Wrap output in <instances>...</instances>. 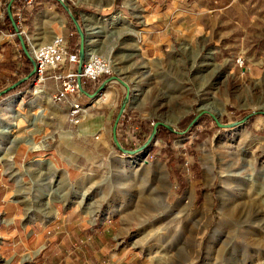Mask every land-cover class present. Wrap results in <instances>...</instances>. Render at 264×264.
Here are the masks:
<instances>
[{"label": "rangeland", "instance_id": "obj_1", "mask_svg": "<svg viewBox=\"0 0 264 264\" xmlns=\"http://www.w3.org/2000/svg\"><path fill=\"white\" fill-rule=\"evenodd\" d=\"M184 1L186 11L162 9L154 26L142 0L137 4L144 17L136 15L131 0H77L72 12L84 31L85 54L93 46L107 57L112 71L101 79L113 77L105 98L90 104L79 123L70 121L64 102L54 100L59 82L51 77L36 92L30 82L26 89L0 95V175L13 180L17 226L38 233L15 245L12 259L0 251V264H264V34L259 29L264 0ZM55 5V18L36 22L45 29L37 28L32 15L20 19L31 55L32 38L39 45L51 39L47 27L53 19L61 23L56 33L64 35L69 50L79 48L69 13ZM172 21L181 23V34L172 36L164 53L148 54L150 28H166ZM92 25L100 32L91 34ZM19 49V62L31 68ZM134 53L140 57H133L132 67L126 55ZM88 83L82 86L83 103L90 100L85 92L95 88ZM126 93L116 128L122 148L144 145L157 120L174 129L158 124L138 153L118 148L112 137ZM212 106L222 113L209 110ZM173 112L181 115L166 121ZM98 114L107 117L106 138L86 128ZM211 114L220 123L245 119L219 126ZM14 126L11 137L7 132ZM31 134L37 147H30ZM204 161L212 167L208 181ZM189 197L192 212L206 198L212 203V218L198 243L192 235L196 224L181 217ZM224 204L227 213L218 220ZM194 253L197 259L184 261Z\"/></svg>", "mask_w": 264, "mask_h": 264}, {"label": "crops", "instance_id": "obj_2", "mask_svg": "<svg viewBox=\"0 0 264 264\" xmlns=\"http://www.w3.org/2000/svg\"><path fill=\"white\" fill-rule=\"evenodd\" d=\"M10 1V10L12 12V16H10L8 12V3ZM167 1L142 0V3L145 4V9L148 12L150 23H154V26L155 24H157V21L160 18V12L162 9L167 10L168 8L170 9L172 6H175L174 9H178L179 12H184L187 10L186 8H184L186 6V2L184 0H180L179 3H177L176 0H170L168 2ZM131 2L133 7L135 9L137 8L136 15L144 17L142 13L143 9L140 8L139 4H136L137 0H131ZM77 3V0H74L75 7L78 6ZM55 4H57L56 0H0V91L16 83L10 89L12 91L15 86L22 82L21 79L24 77L26 71L28 70L25 65H21V62H19L18 58L21 56L19 48L21 47V49H23L21 44V38L18 33V30H21L19 23L22 24L20 19H25L26 21L27 17L32 15L34 17V22L37 26L36 22H42L43 17L50 16L51 18H55V15L53 13L58 14L53 8L54 6H56ZM77 9L78 11L82 10L79 8ZM55 20L56 19H53V21H51L50 23V26L47 27L50 36H53L55 32L60 31L58 26L61 23L58 20ZM86 20L89 26L90 21L92 19H90V17H87L86 15ZM13 21L17 25L18 29L13 24ZM259 21L260 34L263 35L264 12L260 14ZM175 22H170V25L166 28H150L149 35L147 37V40L145 41V51L148 54L154 55L155 53H164L165 48L171 43L170 40L173 38L172 36H175V34L177 33L181 34V32L183 31L181 23L177 25L175 24ZM204 24V18H202L201 25ZM195 25L197 27H200V24L198 22L195 23ZM37 28L45 29L44 27H42L41 23L38 24ZM45 31L46 30H43V32ZM224 38L222 36L219 39ZM31 44L33 47L39 45L37 42L33 41V38L31 39ZM261 64H263L262 61ZM104 78L106 79L107 76H105ZM104 78H102L100 81L102 82ZM84 82L88 83L89 81L84 79ZM111 85L113 88L118 89V86L113 84ZM87 92L89 91H86V94ZM86 96H88V94ZM106 121L107 117H105V114H98L97 117H95L94 121L91 124H88L86 128H91L90 134L93 131H101V133L103 134V138H106ZM12 182L13 180L6 174L0 175V251L2 252V255L5 258L10 259H12L11 257L13 253L11 251H13L15 245H25V241L27 242L28 238H32L34 237V235H38V233L33 227L26 228L20 223L18 227L17 223L15 222L16 219L14 218L18 216V206L13 204V201L11 199L10 191L12 190ZM48 208L50 209L49 206Z\"/></svg>", "mask_w": 264, "mask_h": 264}, {"label": "built area", "instance_id": "obj_3", "mask_svg": "<svg viewBox=\"0 0 264 264\" xmlns=\"http://www.w3.org/2000/svg\"><path fill=\"white\" fill-rule=\"evenodd\" d=\"M19 32L21 33L22 30ZM32 57L35 62V71L31 76V84L40 85L48 77L59 82L53 98L66 104L69 119L73 124L83 119L89 105L98 97L105 98L106 85L96 95L88 96L90 99L88 103L81 102L80 95L84 93L82 87L84 79L94 82L95 90L101 77L111 73L112 67L109 61L97 54L88 55L86 50L81 70H78V65L72 66L79 62L78 52L69 50L64 35L55 32L50 40L33 48ZM67 64H69L68 67H66Z\"/></svg>", "mask_w": 264, "mask_h": 264}, {"label": "bare ground", "instance_id": "obj_4", "mask_svg": "<svg viewBox=\"0 0 264 264\" xmlns=\"http://www.w3.org/2000/svg\"><path fill=\"white\" fill-rule=\"evenodd\" d=\"M136 3V2H135ZM137 4V3H136ZM135 4V5H136ZM137 6V5H136ZM139 7V6H138ZM137 9V8H136ZM88 17V16H87ZM90 31H91V34H96V33H99L100 31H99V28L97 27V26H94V25H92V26H90ZM90 41H92L90 38H88L87 39V42H88V44H90ZM34 48H37V46H35ZM95 48L92 46L91 48H89L88 49V55H90V54H97L99 57H103L105 60H107V61H109L108 60V58L107 57H105L104 55H102V54H99V53H96L95 52V50H94ZM139 49V47L138 46H136V50H138ZM136 56H140V54L138 53H134V54H127L126 55V61L128 62V64L130 63V65L132 64V67H133V64H134V62H133V57H136ZM109 63H110V61H109ZM206 64H209V63H206ZM206 64H204V65H206ZM226 65V64H225ZM224 65V66H225ZM226 67V66H225ZM138 68V67H137ZM219 69L221 68V67H218ZM129 69V68H128ZM127 71V70H126ZM129 71V70H128ZM133 71V70H132ZM217 71V70H216ZM215 72V71H214ZM135 73V72H134ZM140 75V74H139ZM139 75H137L136 74V76H139ZM138 78V77H137ZM38 89H40L38 86H35V92L38 90ZM140 89H138V93H136V96H135V101H138V100H140V96H141V94H140ZM140 102V101H139ZM207 106V105H206ZM209 110H211V111H213L215 114H221L222 113V111H223V108H216L215 106H212V107H209ZM39 113H41V110L39 111ZM39 113H35L34 114V116H35V118H36V116H38V114ZM181 115V113H179V112H173V113H170V115H169V117H174V118H169L168 117V119L166 120V121H168V122H172V121H175L176 119H178V117ZM34 116H32V117H34ZM36 120H37V118H36ZM34 121H35V119H34ZM17 129V126H14L12 129H11V131H9V132H7V134L9 133L10 135H11V137H14V135H12L15 131H17L16 130ZM21 135H23V134H21ZM29 139H30V143H31V145H30V147H37V144L34 142V137H33V134H31L30 135V137H29ZM206 157V156H205ZM205 160V159H204ZM146 162V160H144V159H142L141 160V163H145ZM52 164V163H51ZM212 164V163H211ZM203 168H204V174H205V178H206V181H208L209 180V178L210 177H212V176H210L211 174V172H212V167H210V165L208 164V162H206V161H204L203 162ZM228 174V173H227ZM214 177V176H213ZM228 177V176H227ZM165 186V185H164ZM162 188V187H161ZM191 191V190H190ZM165 194V193H164ZM189 194V193H188ZM191 197V196H190ZM187 198L186 200L187 201H185L184 202V205H185V207H184V209H183V211H182V214H181V217L184 219H187L188 221L187 222H189V221H191L192 223L194 222L195 224H196V226L193 228L194 229V231H193V233H192V235H194L195 237H196V242L198 243V242H200L201 241V234H203L204 233V229H205V225L209 222V220L212 218V213H211V205H212V203H211V200H210V198H206L205 199V202H204V204L200 207V208H198V210L196 211V212H192L191 211V208H190V206H191V204H192V200H191V198ZM193 198V197H192ZM180 200H181V198H180ZM163 201H165V198H164V195H163ZM225 202V201H224ZM180 205V202H178V206ZM183 205V204H182ZM226 206H225V204L222 206L221 205V207L219 208V210H218V214H217V218H218V220L220 219V217L223 215V214H225V213H227V210H226ZM160 222V220L159 219H157L156 220V223H159ZM216 226V225H215ZM159 228V227H158ZM216 229H217V227H215ZM162 229V228H161ZM159 230V229H158ZM170 230H172V228L171 229H169L168 230V232H166V234H170ZM217 230H214L210 235H209V238H208V240H206V242H207V245H205L206 247L208 246H210L211 245V242H212V240L214 239V236H215V232H216ZM182 232V231H181ZM156 233L158 234L159 233V235L160 234H165V232H163V231H156ZM242 240V239H241ZM258 241V240H257ZM242 242V241H241ZM202 243V242H201ZM239 243V242H238ZM249 243V242H248ZM253 243V242H252ZM256 243V242H255ZM215 244V243H214ZM254 244V243H253ZM197 246V245H196ZM198 246H199V244H198ZM197 251V250H196ZM199 257V254L198 253H194V254H191V255H189V256H187L185 259H184V261H186V262H191V261H194L195 259H197Z\"/></svg>", "mask_w": 264, "mask_h": 264}, {"label": "water", "instance_id": "obj_5", "mask_svg": "<svg viewBox=\"0 0 264 264\" xmlns=\"http://www.w3.org/2000/svg\"><path fill=\"white\" fill-rule=\"evenodd\" d=\"M62 6L64 7V9L69 13L73 23H74V26L76 28V31L79 33V48H78V55H79V62H78V70H81V67H82V62H83V59H84V56H85V35H84V31L80 25V22L78 21V19L75 17L74 13L72 12L69 4L65 1V0H58ZM10 6H11V1L8 3V12H9V15L12 16V12L10 10ZM13 24L15 25V27L18 29L17 25L14 23L13 21ZM18 33L20 35V38H21V44H22V48L23 50L25 51V53L30 57L31 61H32V69L31 71L29 72L28 75H26L24 78H22L21 80H26V79H29L30 76L33 75L34 71H35V62H34V59L32 57V55L29 53V49L28 47L26 46L25 44V40H24V37L22 36V34L19 32L18 30ZM113 77H109V78H106L104 79L99 85L98 87L93 91V92H87L88 96H93V95H96L102 88L105 87L106 83L109 82L110 79H112ZM80 81V80H79ZM16 83L4 88L3 90L0 91V95L9 91ZM128 99V93L125 94L124 96V99L119 107V110L116 114V117L114 119V122H113V125H112V137H113V140H114V143L117 145L118 148H121L123 151L127 152V153H138L139 151L142 150V148L147 145L148 142H150V139L153 137V135L155 134V131H156V126L158 124H164L168 129L170 130H174L173 127L167 123H163L162 121L160 120H157L153 123L152 127H151V130H150V134H149V137L148 139L146 140V142L144 143V145L140 146L138 149L136 150H128V149H124L121 147L119 141H118V138H117V135H116V128H117V123H118V120L122 114V111L124 110V106H125V103H126V100ZM214 121L216 122L217 125L219 126H233L241 121H243L245 119V116L238 120V121H232V122H229V123H220L219 121L216 120L215 116L213 114H211ZM250 115L247 114L246 116ZM195 118V117H194ZM138 150V151H137Z\"/></svg>", "mask_w": 264, "mask_h": 264}, {"label": "trees", "instance_id": "obj_6", "mask_svg": "<svg viewBox=\"0 0 264 264\" xmlns=\"http://www.w3.org/2000/svg\"><path fill=\"white\" fill-rule=\"evenodd\" d=\"M67 2H68V4H69V6H70V8H71V10L75 13V11H76V9H75V6L72 4V3H70L68 0H66ZM56 2L59 4V5H62L58 0H56ZM15 23V22H14ZM75 30H76V28H75ZM77 32V31H76ZM77 36H78V34H77ZM79 45V44H78ZM72 48V47H71ZM21 51H22V54L23 55H25V59L27 60V62L29 61L30 62V64L32 65V61H31V59H30V57L25 53V51L23 50V49H21ZM70 51H76V52H78V47L77 48H72ZM31 69H32V67L31 68H29L28 70H27V72H26V75H28L29 74V72L31 71ZM30 82H31V76L29 77V79H27V80H22V82H20L17 86H15L13 89H12V91L11 92H13V91H17V90H20V89H24V88H26L29 84H30ZM8 93H10V92H8ZM8 93H6V94H8ZM5 94V95H6ZM167 156H168V161H172L173 160V155H171V154H167ZM172 170H175V171H178L177 170V168H171Z\"/></svg>", "mask_w": 264, "mask_h": 264}]
</instances>
